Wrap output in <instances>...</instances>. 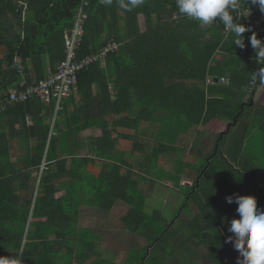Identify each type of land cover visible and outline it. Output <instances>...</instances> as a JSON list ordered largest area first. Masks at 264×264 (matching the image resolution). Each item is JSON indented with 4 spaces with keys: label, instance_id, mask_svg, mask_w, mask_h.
Masks as SVG:
<instances>
[{
    "label": "trees",
    "instance_id": "1",
    "mask_svg": "<svg viewBox=\"0 0 264 264\" xmlns=\"http://www.w3.org/2000/svg\"><path fill=\"white\" fill-rule=\"evenodd\" d=\"M27 7L0 1V98L24 75L25 83L33 84L32 79H44L65 61L66 40L81 12L87 19L77 59L96 54L111 39L119 49L108 55L107 67L96 63L80 71L77 89L56 114L53 103L39 99L0 114V125L4 117L8 126L0 132V261L86 264L96 258L92 264H108L97 252L102 237L81 225L88 197L107 213L118 202L129 206L123 227L146 245L130 251L125 264H159L161 256L174 260L182 248L188 259L195 253L192 247L207 251L212 264H238L240 254L228 242L238 205L226 198L252 195L264 209V110L256 101L264 83L257 80L244 98L254 72L264 68L250 44L254 22H240L251 31L239 47L222 24L201 28L182 16L176 0H144L131 11L119 0L110 5L30 0ZM157 119L160 123L148 132L146 124ZM234 130L246 148L237 166L220 149ZM203 131L215 135L216 143L199 165L174 142L183 133V140L195 146ZM150 134L155 140L146 139ZM90 138L89 154H82L83 139ZM12 150L23 157L13 161ZM168 153L181 155L175 157L174 172L162 168ZM136 166L144 172L139 179L133 176ZM153 171L163 172L156 181L172 184L183 195L181 211L170 221L159 210H146L149 197L140 185ZM192 174L193 184H182ZM193 205L198 210L193 221L177 219Z\"/></svg>",
    "mask_w": 264,
    "mask_h": 264
},
{
    "label": "rangeland",
    "instance_id": "2",
    "mask_svg": "<svg viewBox=\"0 0 264 264\" xmlns=\"http://www.w3.org/2000/svg\"><path fill=\"white\" fill-rule=\"evenodd\" d=\"M13 20L15 23H17L16 19L13 18ZM140 23H141L142 31H145L147 28V23H146L144 16H142L140 18ZM161 121H163V119ZM159 123H160V119H157V120H155L151 123H148L146 125L150 126L152 124L155 127ZM184 134H186V133H184ZM232 134H234V135L237 134V130L232 131ZM182 135H183V133L181 134V136ZM203 135H205L204 138H203ZM226 138H225V141L223 143H221L220 149L226 155V157H229L230 153H228V152L231 149H233V143H232L233 135H231L227 139ZM146 139L153 141V140H155V135L150 134L149 136L146 137ZM180 139L181 138L178 139V141L174 145V147L181 148L180 146H183V147H187V149H190V150H188L189 152H188L187 157L188 156L197 157V159H196V160H198L197 164H199L201 162L200 160L203 159L204 157L213 154L212 152H213V146H214V142L216 140V136H213L208 132L203 131L202 136L197 140V142L195 143V146H194V143L191 142V144H189L190 142H188V141H184V144H181L182 141ZM195 139H196V135L192 137V141H195ZM201 140H202V142H201ZM240 141H241V139L238 138V143H240ZM88 143L89 142H86V144L83 145L84 149L82 150V154H85V155L89 154V148H88L89 144ZM234 147L236 148L237 146H234ZM194 148H198L197 149L198 152L195 151ZM181 149H183V148H181ZM21 154H22V152L19 150H12L10 153V157L14 161L17 159H21L23 157ZM169 156H170V160H169ZM177 156L180 157L181 155L178 154ZM177 156H175L174 153H168V156L165 160V164L162 166V168H164L165 170H167L169 172H174L175 157L177 158ZM184 158H186V157H184ZM137 165H138V163H137ZM20 167L22 168L23 166H20ZM137 168H138V166L135 167V169H134L135 175L133 174V176L135 178L139 179L140 176L142 174H144V172H141V170H139L137 172ZM156 174H158L160 177H163L162 171H158L157 173L155 171H153V173H150V174L146 173V175L149 176V181H146V182L142 181L141 185H140V191L141 192H145V194L150 195L151 198L156 197L158 199V200L156 199L154 201L149 199V203L147 204L146 210L148 211V213H153L154 210H159L161 213L160 214L161 217H164L167 219L173 218L175 216L176 211H178V213H179V210L181 211V208L178 209L177 204L180 202V199L182 197V193L179 190H177L175 188L168 187V186L161 187L158 189V187L162 186V185H160L161 184L160 182H162V181H160V180L156 181L158 179V175L156 176ZM193 176H194V174H192L190 181L183 180L182 184H186V183L193 184V179H194ZM156 182H159V183L156 184L155 186H152V183H156ZM157 185H158V187H157ZM152 193H153V195H152ZM90 200L91 199L86 197L84 199V205L81 207V217H82L81 225L84 227L93 229L95 231V233L99 236L105 235L106 241L111 238V240H113L115 242H124V240H125V242L127 243V241H126L127 237L124 236L123 234H121V231L125 230V228L123 227V223H122L121 219L127 215L128 211H129V206L127 204H125L124 202H118V204L111 211V213H107V211H104L103 209H99L96 206H94ZM197 213H198V210L193 205L192 210L190 209L188 211H184V214H181L180 217L177 219L180 220L182 223L183 222H191L195 219ZM178 215H177V217H178ZM126 243H124L123 246H121V248L123 250H121V252L118 254H115L114 251L109 250L110 247L107 250L108 242L106 245H104L105 244L104 242L102 244H100L98 251H100V253L106 252L105 254L108 255L107 256L108 260H110L112 263H114L116 261H120V264H123L124 260H126L125 257L127 258V256H128L127 253L129 250L137 251V250L142 249V247L144 245H146V242H142L141 238L138 235L136 236L133 234L129 236V243H127V244ZM191 249L193 252H195L199 256V257L195 258V256L190 255V258L192 261L193 260H199L200 263H202V264H212L207 260V257H206L207 251H204V250L201 251L199 249H195L194 247H192ZM118 250H119V246H118ZM184 250H186V249L182 248L179 252L180 253L184 252ZM108 251H109V254H108ZM111 252H112V254H110ZM105 254H104V256H105ZM175 257H178V255L175 254V256H173L174 261L176 260ZM161 258H163V261L165 260L163 262V264H174L173 261H170V260H172V257H171V259H169V262L166 261L167 259L165 257L161 256ZM95 260H96L95 258H92L86 264H92Z\"/></svg>",
    "mask_w": 264,
    "mask_h": 264
},
{
    "label": "clouds",
    "instance_id": "3",
    "mask_svg": "<svg viewBox=\"0 0 264 264\" xmlns=\"http://www.w3.org/2000/svg\"><path fill=\"white\" fill-rule=\"evenodd\" d=\"M111 4L112 0H102ZM144 3V0H119V6L131 11ZM247 0H176V6L182 16L196 21L201 28L213 24H222L225 31L233 36V44L244 47V33L250 27L238 22L239 18L250 15L251 8L246 6ZM264 12V0H250ZM235 17V18H234ZM219 18V19H217ZM250 44L256 50L254 57L257 64H264V41L256 33L250 37ZM253 81L264 83V68L254 72ZM228 203L235 202L239 214L230 222L228 231L232 234L228 242L233 243L239 252L238 264H264V209L257 207L255 196H229ZM0 264H3L0 261Z\"/></svg>",
    "mask_w": 264,
    "mask_h": 264
},
{
    "label": "built area",
    "instance_id": "4",
    "mask_svg": "<svg viewBox=\"0 0 264 264\" xmlns=\"http://www.w3.org/2000/svg\"><path fill=\"white\" fill-rule=\"evenodd\" d=\"M0 1L6 2L8 0ZM16 2H19L21 6H26L28 9L27 6L29 5L30 0H16ZM246 6L251 8L250 15L239 18L238 22H241L242 20H252L257 26L256 34L258 38L264 41V12L260 11L258 5H252L250 0H247ZM86 19V15L81 12L78 16L75 27L69 31L70 35L66 40L65 61L58 64L53 72L50 71L47 77L38 82L33 84L21 83L20 85H13L0 98V114L9 107L37 99L43 103H53L54 114H56L57 111L62 108L64 99L69 98L72 92L77 89L78 74L80 71L96 63L102 65L104 68L107 66L108 55L119 49V43L113 39H111L106 46L100 49L96 54L82 59H77L76 57V51L81 42ZM215 25L220 26L221 24L217 23ZM225 34L229 35V32L225 31ZM256 81H251L249 83V86L246 89L247 94L245 100L249 99L252 93V88L256 85ZM227 82L228 80L222 79V83ZM29 123H31V121H29ZM43 168L45 169V165Z\"/></svg>",
    "mask_w": 264,
    "mask_h": 264
},
{
    "label": "crops",
    "instance_id": "5",
    "mask_svg": "<svg viewBox=\"0 0 264 264\" xmlns=\"http://www.w3.org/2000/svg\"><path fill=\"white\" fill-rule=\"evenodd\" d=\"M1 56V55H0ZM1 58V57H0ZM224 59V58H223ZM31 68H32V66L30 65V67H29V70H31ZM30 72H32V70L30 71ZM25 77L23 78V80H22V83H25V80H26V75H24ZM32 76H30V77H28L29 78V80H30V78H31ZM32 79V78H31ZM37 81V79L35 78V79H32V81H31V83H35ZM12 87V86H11ZM10 89V88H9ZM8 89V90H9ZM112 94H113V97H114V93L112 92ZM244 98H246V96L244 97ZM114 99V98H113ZM256 101L258 102L257 104H258V109L259 110H264V89H262V90H259L258 91V93H257V97H256ZM17 105H19V104H17ZM15 106V105H14ZM262 108V109H261ZM163 116H165L166 114H162ZM263 115V114H262ZM263 117V116H262ZM2 119H3V124H1L0 125V131H3V132H5V131H7V125H6V120H5V118L4 117H2ZM263 121H264V117H263V119H262ZM29 121H31V123H29ZM28 125L29 126H31L32 125V120L30 119V120H28ZM242 123H248V121L247 120H244V122H242ZM152 130H154V128H153V126H148L147 127V131L148 132H151V133H153V131ZM211 134V133H210ZM211 135H213V134H211ZM234 135V134H233ZM213 136H215V135H213ZM205 137V135H203V138ZM235 135L233 136V140H232V143H233V149H231L228 153H230V155H229V158H230V162L231 163H233L235 166H237L238 165V163H239V165L241 164V162L243 161V157H244V154H245V152H246V148H245V144H244V146L242 147V143L240 144V143H238V139L236 138L235 139ZM179 138H181L180 140L182 141V143L181 144H184V138H183V136H181V135H178L177 136V138H176V140H175V142H174V145L177 143V141H178V139ZM202 138V139H203ZM91 138L90 139H83V145L84 144H86V142H89L88 144H90V142H91ZM85 142V143H84ZM201 142H202V140H201ZM200 142V143H201ZM215 143H216V140H215V142H214V146H215ZM14 144V143H13ZM214 146H213V152H214ZM234 146H237L236 148L234 147ZM181 148H183V149H187V147H183V146H180ZM83 149H84V147H83ZM195 149V151H197L198 152V148H194ZM188 150H190V149H187V155H188ZM212 152V153H213ZM238 155V157H240V158H238L239 159V162H235L234 161V157L235 156H237ZM184 180V179H183ZM182 180V181H183ZM181 181V182H182ZM164 181H162V182H160L161 184L160 185H162V186H160V187H158V185H157V187H158V189L159 188H161V187H166V186H168V187H171V188H175V189H177V190H179L178 188H176L175 186H173L172 184H169V183H166V182H164ZM159 182H156L155 184H154V186L156 185V184H158ZM152 195H153V193H152ZM148 197H149V199H151L152 201H154V200H156L157 198L155 197V198H151L150 197V195H148ZM149 199H148V203H149ZM158 200V199H157ZM182 200H183V195H182V197H181V199H180V202L177 204V207H179L180 206V204H181V202H182ZM161 203V202H160ZM257 207L258 208H260V209H262V207H260V206H258L257 205ZM164 218V217H163ZM165 219H167V218H165ZM170 219H172V218H169V219H167L168 221H170ZM121 234H123L124 236H126L127 237V239H126V241H127V243H129V236L131 235H129L125 230H122L121 231ZM100 237H102V239H103V241L102 242H100L99 243V245L100 244H102L103 242L105 243L104 245H106L107 244V242H108V246H107V250H108V248L110 247V249L109 250H112V251H114L115 252V254H118V253H120L121 252V250H123L122 248H121V246H123V244L124 243H126L125 242V240H124V242H115V241H113V240H111V238L110 239H108L107 241H106V237H105V235L104 236H102V235H100ZM111 237V236H110ZM126 243V244H127ZM118 246H119V250H118ZM125 246V245H124ZM100 247V246H99ZM130 251H132V250H129L128 251V253L127 254H129V252ZM98 253H99V255H103V257H104V259L105 260H107L108 261V264H120V261H116V262H114V263H112L110 260H108V258H107V254H105V253H100V251H97ZM104 254H105V256H104ZM108 254H109V251H108ZM110 254H112V252L110 253ZM192 256H195V253L192 255ZM197 257H199L198 255L197 256H195V258H197ZM96 259V258H95ZM125 259H126V257H125ZM169 259H171V258H168L166 261L167 262H169ZM125 261L126 260H124V263L123 264H125ZM165 261V260H164ZM163 258H161V260H160V262H159V264H163ZM170 261H173L174 262V264H202V263H200V261L199 260H191V258H189V259H186V258H183V255H182V253H180V257L178 256V259L177 260H170Z\"/></svg>",
    "mask_w": 264,
    "mask_h": 264
},
{
    "label": "water",
    "instance_id": "6",
    "mask_svg": "<svg viewBox=\"0 0 264 264\" xmlns=\"http://www.w3.org/2000/svg\"><path fill=\"white\" fill-rule=\"evenodd\" d=\"M218 82H219V80H218V79H216V80H215V83H218Z\"/></svg>",
    "mask_w": 264,
    "mask_h": 264
}]
</instances>
